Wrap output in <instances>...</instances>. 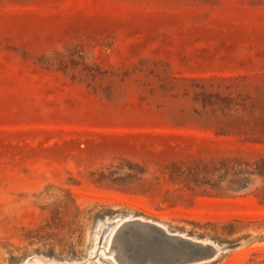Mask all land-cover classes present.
<instances>
[{
    "label": "rangeland",
    "instance_id": "rangeland-1",
    "mask_svg": "<svg viewBox=\"0 0 264 264\" xmlns=\"http://www.w3.org/2000/svg\"><path fill=\"white\" fill-rule=\"evenodd\" d=\"M0 264H264V0H0Z\"/></svg>",
    "mask_w": 264,
    "mask_h": 264
},
{
    "label": "bare ground",
    "instance_id": "bare-ground-1",
    "mask_svg": "<svg viewBox=\"0 0 264 264\" xmlns=\"http://www.w3.org/2000/svg\"><path fill=\"white\" fill-rule=\"evenodd\" d=\"M141 221H143V220H141ZM143 222H144V221H143ZM147 222H148V221H147ZM148 223H149V222H148ZM144 224H145V223H144ZM154 224L156 225V223H153V225H154ZM124 225H125V223H124ZM124 225H123V226H124ZM151 225H152V224H151ZM157 225L159 226L158 223H157ZM143 227H144V226H143ZM143 227H142V228H143ZM144 228H145V227H144ZM159 228H162V227H159ZM164 229H165V228H164ZM118 230H119V229H118ZM136 230H137V229H136ZM143 230H144V229H143ZM160 230H161V229H160ZM149 231H150V230H149ZM154 231H155V230H154ZM158 231H159V230H158ZM161 231H162V230H161ZM164 231H166V230H164ZM127 232H128V231H127ZM124 233H125V232H124ZM124 233H121V234H124ZM129 233H130V232H129ZM167 234H168V233H167ZM115 235H116V234H115ZM118 236H119V235H118ZM148 236H149V235H148ZM170 236H172V235H170ZM175 236H176V235H175ZM177 236H178V235H177ZM172 237H173V236H172ZM147 238H148V237H147ZM151 238H152V237H151ZM181 238H183V237H181ZM165 239H166V238H165ZM183 239H186V238H183ZM179 240H180V239H179ZM149 241H151V240H149ZM191 241H192V240H191ZM168 242H169V241H168ZM171 242H172V241H171ZM193 243H195V242L193 241ZM197 243H198V242H197ZM199 243H200V242H199ZM202 243H203V242H202ZM202 243H201V244H202ZM119 244H120V243H119ZM163 244H164V243H163ZM172 244H173V243H172ZM150 245H151V244H150ZM155 245H156V244H155ZM170 245H171V244H170ZM174 245H176V244H174ZM174 245H173V246H174ZM195 245H196V244H195ZM203 245L205 246L204 243H203ZM203 245H202V246H203ZM207 245H208V244L206 243V246H207ZM164 246H165V245H164ZM171 246H172V245H171ZM199 246H200V245H199ZM204 246H203V247H204ZM166 247H167V245H166ZM177 247H178V245H177ZM212 247H213V246H212ZM153 248H154V247H153ZM201 248H202V247H201ZM154 249H155V248H154ZM157 249H159V248L157 247ZM167 249H168V248H167ZM174 249H175V248H174ZM120 250H121V249H120ZM160 250H162V249H160ZM171 250H172V249H171ZM174 251H175V250H174ZM157 252H159V251H157ZM162 252H163V250H162ZM166 252H167V251H166ZM181 252H182V251H181ZM126 254H127V253H126ZM166 255H167V254H166ZM126 256H127V255H126ZM175 256H176V255H175ZM128 257H129V256H128ZM170 257H171V255H170ZM179 258H180V257H179ZM153 261H155V260H153ZM158 262H159V261H158Z\"/></svg>",
    "mask_w": 264,
    "mask_h": 264
}]
</instances>
